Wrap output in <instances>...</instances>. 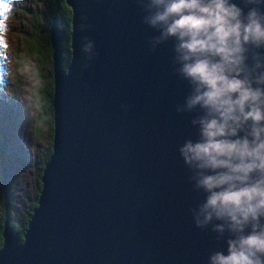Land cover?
<instances>
[{"label":"water","instance_id":"obj_1","mask_svg":"<svg viewBox=\"0 0 264 264\" xmlns=\"http://www.w3.org/2000/svg\"><path fill=\"white\" fill-rule=\"evenodd\" d=\"M63 1L64 67V31L49 25L50 152L20 238L4 218L0 264H209L227 255L230 234L213 232L217 221L198 228L192 215L206 196L179 149L199 139L191 121L202 113L177 112L191 87L176 71V41L153 50L160 33L143 23L139 0ZM232 2L247 14L243 0ZM83 37L94 43L90 62Z\"/></svg>","mask_w":264,"mask_h":264},{"label":"clouds","instance_id":"obj_2","mask_svg":"<svg viewBox=\"0 0 264 264\" xmlns=\"http://www.w3.org/2000/svg\"><path fill=\"white\" fill-rule=\"evenodd\" d=\"M139 3L143 23L160 33L149 41L153 50L176 41V71L191 87L177 112L202 113L191 121L199 139L179 152L194 189L206 196L192 210L195 225L217 221L212 231L232 237L228 254H212L209 264H264V0H243L247 14L232 0ZM93 49L83 37L89 62Z\"/></svg>","mask_w":264,"mask_h":264},{"label":"rangeland","instance_id":"obj_3","mask_svg":"<svg viewBox=\"0 0 264 264\" xmlns=\"http://www.w3.org/2000/svg\"><path fill=\"white\" fill-rule=\"evenodd\" d=\"M0 3L8 4L7 10L0 9V224L4 211L19 224L30 210L48 148V127L37 122L40 110L33 92L48 86L52 72L51 58L31 50L33 37L24 40L31 32L49 44L51 21L44 0Z\"/></svg>","mask_w":264,"mask_h":264},{"label":"trees","instance_id":"obj_4","mask_svg":"<svg viewBox=\"0 0 264 264\" xmlns=\"http://www.w3.org/2000/svg\"><path fill=\"white\" fill-rule=\"evenodd\" d=\"M48 13V20L53 21L55 20L59 28L63 29L64 31V39L62 42V57H61V63L62 66L64 67L69 60V52H68V31H69V8L64 4L63 0H44ZM51 22H49L50 25ZM48 25V26H49ZM32 31V30H31ZM25 36L24 43H26L27 38L29 39V36L33 37V45L31 50L35 51L36 53H40L41 55L47 56V58H51V49L48 44V39L45 40H40L38 41V37L35 36L34 34ZM51 64V61H50ZM48 86L45 88L42 87H36V90L33 92V96L37 99L39 103V114H38V119L37 122L39 123H45L48 127V132H47V140H48V148H47V153L44 155V160L42 163V167L47 160L50 152V146H51V137H52V112H51V94H52V84H51V75L48 77ZM41 167V169H42ZM40 175H41V170L38 174V178L35 182V193L34 197L32 199L31 207L30 210L26 213L25 219L23 222L17 224L13 223L10 221L8 217V213L4 211L1 216V224H0V232H1V225H3L4 218L6 217V220L9 224V226L14 230L19 238L21 237V234L25 228L27 219L30 215V212L33 207L36 206V198L38 196V192L40 189ZM21 240V239H20ZM0 242H1V236H0Z\"/></svg>","mask_w":264,"mask_h":264},{"label":"snow or ice","instance_id":"obj_5","mask_svg":"<svg viewBox=\"0 0 264 264\" xmlns=\"http://www.w3.org/2000/svg\"><path fill=\"white\" fill-rule=\"evenodd\" d=\"M8 8V4L7 3H0V9H4V10H7ZM4 15V12L3 11H0V16H3ZM3 25L0 24V28H2Z\"/></svg>","mask_w":264,"mask_h":264}]
</instances>
